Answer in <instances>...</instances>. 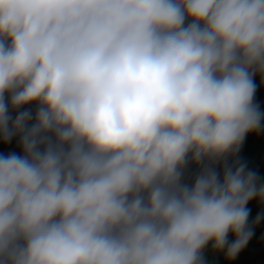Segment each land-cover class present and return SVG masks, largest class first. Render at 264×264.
Listing matches in <instances>:
<instances>
[{"label": "clouds", "instance_id": "obj_1", "mask_svg": "<svg viewBox=\"0 0 264 264\" xmlns=\"http://www.w3.org/2000/svg\"><path fill=\"white\" fill-rule=\"evenodd\" d=\"M257 78L264 0H0V264L235 258Z\"/></svg>", "mask_w": 264, "mask_h": 264}, {"label": "rangeland", "instance_id": "obj_2", "mask_svg": "<svg viewBox=\"0 0 264 264\" xmlns=\"http://www.w3.org/2000/svg\"><path fill=\"white\" fill-rule=\"evenodd\" d=\"M257 103L262 111H264V84L257 78ZM14 147H0L8 151L19 152L18 138L15 140ZM238 162L246 165L247 170L256 173L259 182L264 184V130L259 133H250L240 146L235 157L229 159V163ZM195 169L190 172L194 173ZM249 218L248 227L252 232V236L247 245L233 259H228L224 251L214 250L209 244L204 250L205 264H264V204L258 199L250 201L248 204ZM259 218V219H258ZM229 241L235 239L233 235H229Z\"/></svg>", "mask_w": 264, "mask_h": 264}, {"label": "crops", "instance_id": "obj_3", "mask_svg": "<svg viewBox=\"0 0 264 264\" xmlns=\"http://www.w3.org/2000/svg\"><path fill=\"white\" fill-rule=\"evenodd\" d=\"M16 138H14L11 142H8L7 144H5L4 141L0 140V147H9V150L12 149V146L14 147Z\"/></svg>", "mask_w": 264, "mask_h": 264}]
</instances>
